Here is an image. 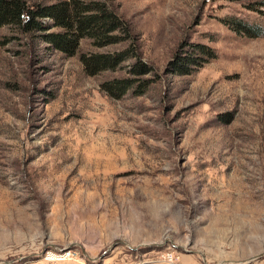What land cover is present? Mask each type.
Returning a JSON list of instances; mask_svg holds the SVG:
<instances>
[{"label":"rangeland","instance_id":"obj_1","mask_svg":"<svg viewBox=\"0 0 264 264\" xmlns=\"http://www.w3.org/2000/svg\"><path fill=\"white\" fill-rule=\"evenodd\" d=\"M93 1L131 25L152 71L135 77L127 61L89 75L82 55L130 44L84 39L68 57L0 28V264H264V9ZM191 44L216 57L175 75ZM124 78L148 88L105 87Z\"/></svg>","mask_w":264,"mask_h":264},{"label":"trees","instance_id":"obj_2","mask_svg":"<svg viewBox=\"0 0 264 264\" xmlns=\"http://www.w3.org/2000/svg\"><path fill=\"white\" fill-rule=\"evenodd\" d=\"M253 5H260V8L264 9V0H257ZM251 10L258 11L253 7ZM48 21H52V24ZM237 23L233 25L236 31L250 35L246 24L241 21ZM4 26H15L26 34H40L45 43L68 57L77 55L80 43L84 39L91 40L100 48L130 44L127 49L115 53L82 55L81 62L89 75L114 71L127 61H134L130 73L135 77L146 76L152 71L143 62L138 39L131 25L109 2L64 0L49 6L36 5L30 8L25 0H0V28ZM52 27L61 31L48 33ZM189 47L193 49L194 54L190 55V51L185 52L184 46V52L178 54L176 60L170 63L169 69L175 75H190L194 69L205 66L216 57L215 52L206 45L191 44ZM140 81V78L117 79L105 87L113 95L123 96ZM148 82V80L140 82L137 87L138 95H143L148 88Z\"/></svg>","mask_w":264,"mask_h":264},{"label":"bare ground","instance_id":"obj_3","mask_svg":"<svg viewBox=\"0 0 264 264\" xmlns=\"http://www.w3.org/2000/svg\"><path fill=\"white\" fill-rule=\"evenodd\" d=\"M50 256L53 257V258H51L53 261L56 260V256H57V255L51 254ZM54 258H55V259H54ZM57 258H58V257H57Z\"/></svg>","mask_w":264,"mask_h":264}]
</instances>
